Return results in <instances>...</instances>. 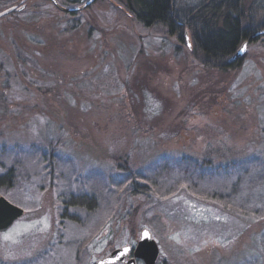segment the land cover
<instances>
[{"label":"rangeland","instance_id":"obj_1","mask_svg":"<svg viewBox=\"0 0 264 264\" xmlns=\"http://www.w3.org/2000/svg\"><path fill=\"white\" fill-rule=\"evenodd\" d=\"M73 13L0 0V196L24 210L0 264H96L143 229L156 264H264L262 40L223 72L116 0ZM68 193L97 209L63 219Z\"/></svg>","mask_w":264,"mask_h":264},{"label":"trees","instance_id":"obj_2","mask_svg":"<svg viewBox=\"0 0 264 264\" xmlns=\"http://www.w3.org/2000/svg\"><path fill=\"white\" fill-rule=\"evenodd\" d=\"M56 1L62 7L75 8L86 0ZM116 1L121 2L132 18L144 28L161 27L166 34L178 37L183 43H186L187 36L191 54L203 66L223 72L241 67L244 56L234 62L230 61L231 56L243 41L264 30V0ZM259 40L264 44V37L254 38L251 43ZM178 163L180 166L187 164V170L197 166L190 158H182ZM14 183L13 168H8L4 174H0V188H14ZM133 191L143 193L136 188ZM64 198L68 201L67 205L73 209H97L95 195L92 197L68 193Z\"/></svg>","mask_w":264,"mask_h":264},{"label":"water","instance_id":"obj_3","mask_svg":"<svg viewBox=\"0 0 264 264\" xmlns=\"http://www.w3.org/2000/svg\"><path fill=\"white\" fill-rule=\"evenodd\" d=\"M50 1L59 10L72 13L86 8L94 0H88L86 3L76 8H63L60 5H58L56 0H50ZM262 35H264V31H259L251 35L245 41H243L241 45L237 48V50L234 52V54L231 56L230 61L234 62L236 60L241 59L245 55L248 48V44L251 42V40ZM185 40L187 46L190 47L189 46L190 42L187 36H185ZM245 45L247 46L246 50L241 51V49L244 48ZM22 213L23 210L21 208L12 205L5 198L0 196V231L5 230L6 227L10 225V223L15 218L21 216ZM145 232L148 233L147 236L144 235ZM125 248L128 249L126 253L123 252ZM158 254H159L158 247L154 242V240L152 239L150 232L146 229H143L139 234L137 243L134 248L127 245L115 249L105 257L101 258L100 260H97L96 264H136L138 260L142 261L143 264H156L158 259Z\"/></svg>","mask_w":264,"mask_h":264},{"label":"flooded vegetation","instance_id":"obj_4","mask_svg":"<svg viewBox=\"0 0 264 264\" xmlns=\"http://www.w3.org/2000/svg\"><path fill=\"white\" fill-rule=\"evenodd\" d=\"M61 202L63 203V209H61V210H63L62 211V214H61V217L63 218V219H67V218H71L72 219V215L69 213L68 214V210L66 211L65 209H68L70 206H68L67 204V202L68 201H66V200H61ZM70 208H72V207H70ZM22 209V208H21ZM23 210V209H22ZM24 215V210H23V213H22V215L21 216H19V217H17V218H15L11 223H10V225L15 221V220H17V219H19V218H21L22 216ZM60 216V215H59ZM10 225H8L7 227H9ZM6 227V228H7ZM132 247V246H131ZM132 248H134V247H132ZM131 257V256H130ZM129 257V258H130ZM140 263H142V261H140V260H138L137 262H136V264H140ZM143 264V263H142Z\"/></svg>","mask_w":264,"mask_h":264},{"label":"snow or ice","instance_id":"obj_5","mask_svg":"<svg viewBox=\"0 0 264 264\" xmlns=\"http://www.w3.org/2000/svg\"><path fill=\"white\" fill-rule=\"evenodd\" d=\"M189 46H191V45H189ZM246 47H247V46L245 45V46H244V48H242V49H241V51H244V50H246ZM144 235H145V236H147V235H148V233H147V232H145V233H144ZM6 238H7V237H6ZM127 251H128V249H127V248H125V249L123 250V252H124V253H126ZM122 254H123V253H122Z\"/></svg>","mask_w":264,"mask_h":264}]
</instances>
